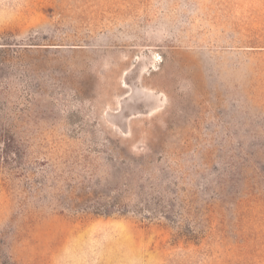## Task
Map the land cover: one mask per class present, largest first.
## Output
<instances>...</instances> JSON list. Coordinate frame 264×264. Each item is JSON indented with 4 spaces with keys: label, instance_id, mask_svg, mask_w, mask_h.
<instances>
[{
    "label": "rangeland",
    "instance_id": "obj_1",
    "mask_svg": "<svg viewBox=\"0 0 264 264\" xmlns=\"http://www.w3.org/2000/svg\"><path fill=\"white\" fill-rule=\"evenodd\" d=\"M0 264H264V0H0Z\"/></svg>",
    "mask_w": 264,
    "mask_h": 264
}]
</instances>
